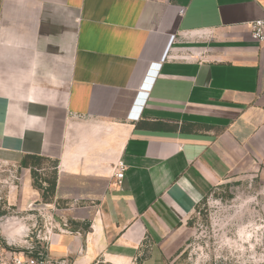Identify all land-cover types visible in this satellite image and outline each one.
Wrapping results in <instances>:
<instances>
[{"label":"crops","instance_id":"1","mask_svg":"<svg viewBox=\"0 0 264 264\" xmlns=\"http://www.w3.org/2000/svg\"><path fill=\"white\" fill-rule=\"evenodd\" d=\"M261 17L264 0H0V164L21 169L0 212L43 204L31 162L52 160L48 255L170 264L215 189L264 184Z\"/></svg>","mask_w":264,"mask_h":264},{"label":"rangeland","instance_id":"2","mask_svg":"<svg viewBox=\"0 0 264 264\" xmlns=\"http://www.w3.org/2000/svg\"><path fill=\"white\" fill-rule=\"evenodd\" d=\"M31 163L34 183L48 188L40 202L44 207L50 200L56 163L47 159ZM20 175L19 167L0 164V178L17 180ZM37 209L33 205L22 212L11 206L1 211L0 222L10 220L0 224V239L6 242L8 235L17 245L25 247L29 243L45 244L36 234L53 217L49 210L40 213ZM170 264H264V184L234 179L215 189L199 205L189 222L187 240Z\"/></svg>","mask_w":264,"mask_h":264},{"label":"built area","instance_id":"3","mask_svg":"<svg viewBox=\"0 0 264 264\" xmlns=\"http://www.w3.org/2000/svg\"><path fill=\"white\" fill-rule=\"evenodd\" d=\"M248 26L251 31L252 39L259 43H264V17L251 20L248 22ZM126 168L122 160L118 161L116 164L114 182L116 185H120L123 182ZM32 206L33 204L30 205V207ZM37 210H39V208ZM9 220V218H6L2 220L0 224L7 223ZM55 228L56 224L53 219L50 220L49 224H46L44 230L40 229L38 231L36 237L39 240L45 241L43 245L29 243L26 247L20 246L8 235L5 238L6 242L0 239V264H71L66 258H54L46 253L45 246ZM26 237H28V235H26ZM23 247L25 248L23 249Z\"/></svg>","mask_w":264,"mask_h":264},{"label":"trees","instance_id":"4","mask_svg":"<svg viewBox=\"0 0 264 264\" xmlns=\"http://www.w3.org/2000/svg\"><path fill=\"white\" fill-rule=\"evenodd\" d=\"M41 159H42V158H38V157H37V158L35 159V161H39V160H41ZM25 164H26V163H25ZM39 187H40V186H39ZM53 187H54V183H53ZM53 187L51 186L50 190H52Z\"/></svg>","mask_w":264,"mask_h":264},{"label":"water","instance_id":"5","mask_svg":"<svg viewBox=\"0 0 264 264\" xmlns=\"http://www.w3.org/2000/svg\"><path fill=\"white\" fill-rule=\"evenodd\" d=\"M40 206H41V205H37V204L35 205V207H40Z\"/></svg>","mask_w":264,"mask_h":264},{"label":"bare ground","instance_id":"6","mask_svg":"<svg viewBox=\"0 0 264 264\" xmlns=\"http://www.w3.org/2000/svg\"><path fill=\"white\" fill-rule=\"evenodd\" d=\"M7 223H8V222H7ZM7 223H6V224H7ZM4 224H5V223H4Z\"/></svg>","mask_w":264,"mask_h":264}]
</instances>
